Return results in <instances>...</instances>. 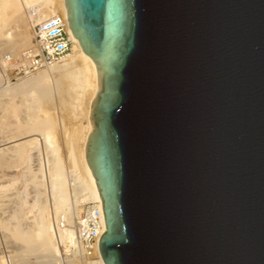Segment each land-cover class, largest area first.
<instances>
[{"label":"water","instance_id":"water-1","mask_svg":"<svg viewBox=\"0 0 264 264\" xmlns=\"http://www.w3.org/2000/svg\"><path fill=\"white\" fill-rule=\"evenodd\" d=\"M65 5L98 75L103 261L264 264V0Z\"/></svg>","mask_w":264,"mask_h":264},{"label":"bare ground","instance_id":"bare-ground-1","mask_svg":"<svg viewBox=\"0 0 264 264\" xmlns=\"http://www.w3.org/2000/svg\"><path fill=\"white\" fill-rule=\"evenodd\" d=\"M30 9L34 16L29 15ZM52 14L67 20L71 53L62 62L17 82L5 80L0 70V203L6 197L17 199L7 218L0 214V233L7 253L19 250L8 255L0 250V264H13L16 256L31 254L35 263L25 258L16 264H56L54 218L63 217L69 225L66 238L71 239L72 224L82 205L91 201L102 206L85 152L98 75L94 61L69 27L65 0H0V62L5 52L15 55L14 50L20 52L30 45V21ZM46 103L53 107L43 108ZM55 109L61 114L58 118ZM17 181L32 186L30 207L38 213L26 216L22 195L17 194L21 191L9 197ZM80 264L106 263L99 249L94 258Z\"/></svg>","mask_w":264,"mask_h":264},{"label":"built area","instance_id":"built-area-1","mask_svg":"<svg viewBox=\"0 0 264 264\" xmlns=\"http://www.w3.org/2000/svg\"><path fill=\"white\" fill-rule=\"evenodd\" d=\"M34 16V10H29ZM31 42L18 56L4 54L0 70L5 80L15 81L41 69L62 62L70 53L72 39L67 20L52 14L35 23L30 21ZM54 239L57 247L56 264H80L94 258L99 251V239L105 231L102 206L88 201L72 224L73 238L65 230L69 226L62 216L54 218Z\"/></svg>","mask_w":264,"mask_h":264},{"label":"rangeland","instance_id":"rangeland-1","mask_svg":"<svg viewBox=\"0 0 264 264\" xmlns=\"http://www.w3.org/2000/svg\"><path fill=\"white\" fill-rule=\"evenodd\" d=\"M29 46V45H28ZM28 46H26V47H28ZM25 47V48H26ZM25 48H23L22 50H20V52H17V51H13V54H15V55H13V56H17V55H19ZM6 54H7V52H5ZM41 70H43V69H41ZM41 70H39V71H41ZM39 71H37V72H35V73H33L32 75H35V74H37ZM31 76V75H30ZM26 78V76L25 77H22V78H19V79H17V80H15L16 82L17 81H20V80H22V79H25ZM53 103H46L45 105L43 104L42 105V107L43 108H45V109H47V108H49V106H50V108L51 107H53V106H51ZM49 108V109H50ZM51 112L53 111V110H50ZM18 114V116H20L21 115V111H18L17 112ZM54 113H55V117L56 118H58V116H61V114H60V112L57 110V109H55L54 110ZM71 122L69 121V120H67V122H66V124H67V126H71V124H70ZM59 137V136H58ZM62 139H61V136H60V139L58 138V143L60 144V147L62 148V146H61V144H62ZM63 154V153H62ZM35 162H36V160H35ZM35 162H33L34 164H36ZM34 167H36V166H34ZM10 169H12V168H10ZM8 171H10V170H8ZM11 172V171H10ZM25 181H23V182H21V181H17V183L15 184V186L13 187V190H12V192H11V190L8 192L11 196H9V197H13L16 193H17V191H21L22 193L20 194L19 192L17 193V194H19V195H22L23 196V198H22V196L21 197H19V198H21V200L23 199V207L25 208V210L24 211H28L27 212V214H26V216L28 217H30V215H33V214H36V213H38V210L36 209V208H32V207H30V205H31V203H32V197H31V195H32V193H33V191H32V186H30V184L29 183H27V182H25ZM32 191V192H31ZM11 192V193H10ZM46 192H47V190H46ZM13 194V195H12ZM7 198V199H6ZM5 199L6 200H3V202L1 201V205H0V208H2L1 210H0V214H1V216H5L6 218H7V216H8V214L11 212L10 210H12V208H13V203L14 202H16L15 201V199L16 198H13V199H11V200H8V197H6ZM26 198V199H25ZM24 199H25V202H24ZM13 200V201H12ZM17 200V199H16ZM2 203H4V205L2 204ZM13 205V206H12ZM2 206V207H1ZM12 207V208H11ZM5 212L4 213V215H3V212ZM8 213V214H7ZM27 220H29V218L27 219ZM2 233H0V250H2L3 252H2V254L3 255H8V254H14L16 251H19V250H15V246L14 245H12L10 248H9V250L10 249H13L14 248V251H11V252H9V253H7L5 250V243H4V241H2L3 239V237H2V235H1ZM15 258L17 259V260H15ZM15 258H10L11 259V261L12 260H15L14 262H13V264H16L17 262H20V261H23L25 258L27 259V260H29L30 261V263H35V255H34V257H33V254H31V255H28L27 257H26V255H22V256H16ZM28 261V262H29Z\"/></svg>","mask_w":264,"mask_h":264}]
</instances>
